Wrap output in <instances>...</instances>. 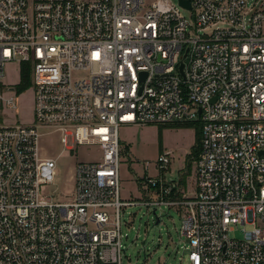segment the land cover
<instances>
[{
	"label": "built area",
	"instance_id": "obj_1",
	"mask_svg": "<svg viewBox=\"0 0 264 264\" xmlns=\"http://www.w3.org/2000/svg\"><path fill=\"white\" fill-rule=\"evenodd\" d=\"M189 4L0 0V86L17 62L33 92V124L0 125V264H121L119 212L135 203L119 200V128L194 122V192L160 153L135 178L145 205L181 210L188 264H264V0ZM40 127L99 152L73 168L67 202L46 193L56 161Z\"/></svg>",
	"mask_w": 264,
	"mask_h": 264
},
{
	"label": "rangeland",
	"instance_id": "obj_2",
	"mask_svg": "<svg viewBox=\"0 0 264 264\" xmlns=\"http://www.w3.org/2000/svg\"><path fill=\"white\" fill-rule=\"evenodd\" d=\"M150 2L152 0H145ZM181 15L190 19L191 12L181 11ZM84 76L77 74L75 77ZM20 66L17 62L7 64L1 79L0 94L5 95L9 88L14 89L15 110L0 107V125H32L33 92L18 87ZM170 129L146 125L120 127L118 130L120 167L119 200L123 203H135L133 206L120 208L121 264H188L184 246L187 241L179 234L182 219L181 210L153 208L146 206L149 196L141 190L135 178L153 176V163L160 153L170 156L169 176L176 182L181 181V188L186 193H193L194 159L197 153L196 127ZM39 147L45 157L56 161L53 183L46 188V193L58 202H67L72 190L73 168L80 162L95 160L99 152L94 147H77L72 153L59 143L58 134L53 128L40 127ZM147 166V167H146ZM159 223L155 224L156 218ZM233 235L241 237L240 231Z\"/></svg>",
	"mask_w": 264,
	"mask_h": 264
},
{
	"label": "trees",
	"instance_id": "obj_3",
	"mask_svg": "<svg viewBox=\"0 0 264 264\" xmlns=\"http://www.w3.org/2000/svg\"><path fill=\"white\" fill-rule=\"evenodd\" d=\"M18 87L20 90L24 91L28 88H30V69L28 67V65L25 64H21L20 67V81L18 84ZM192 124H180V125H169V126H159L160 130L163 128H170V129H179V128H187L189 126H191ZM197 131H196V138H197V153L196 156L198 154L199 151V144H200V138H201V131H200V124L198 122H194L193 124ZM179 184L181 185V181L179 182Z\"/></svg>",
	"mask_w": 264,
	"mask_h": 264
},
{
	"label": "water",
	"instance_id": "obj_4",
	"mask_svg": "<svg viewBox=\"0 0 264 264\" xmlns=\"http://www.w3.org/2000/svg\"><path fill=\"white\" fill-rule=\"evenodd\" d=\"M179 4L183 8H187V9L190 8L189 0H179ZM183 57H185V54L183 55ZM182 67H183V64L181 63L180 66H179V72H180L181 75H182ZM158 223H159V219L156 218L155 224H158Z\"/></svg>",
	"mask_w": 264,
	"mask_h": 264
},
{
	"label": "crops",
	"instance_id": "obj_5",
	"mask_svg": "<svg viewBox=\"0 0 264 264\" xmlns=\"http://www.w3.org/2000/svg\"><path fill=\"white\" fill-rule=\"evenodd\" d=\"M182 190H183V191H185V189H184V188H183ZM186 192H187V191H186ZM187 194L191 195L192 193H187Z\"/></svg>",
	"mask_w": 264,
	"mask_h": 264
}]
</instances>
